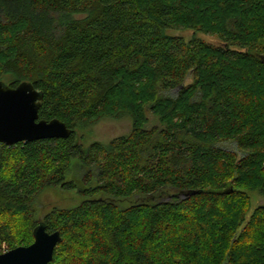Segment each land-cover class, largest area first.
Returning a JSON list of instances; mask_svg holds the SVG:
<instances>
[{
  "label": "trees",
  "instance_id": "1",
  "mask_svg": "<svg viewBox=\"0 0 264 264\" xmlns=\"http://www.w3.org/2000/svg\"><path fill=\"white\" fill-rule=\"evenodd\" d=\"M0 81L72 129L0 143V254L43 222L51 264H264V0H0ZM122 116L129 134L85 145ZM51 188L79 202L40 220Z\"/></svg>",
  "mask_w": 264,
  "mask_h": 264
},
{
  "label": "water",
  "instance_id": "2",
  "mask_svg": "<svg viewBox=\"0 0 264 264\" xmlns=\"http://www.w3.org/2000/svg\"><path fill=\"white\" fill-rule=\"evenodd\" d=\"M43 98L30 82L11 87L0 81V143L13 146L71 137L72 129L64 122L40 119ZM61 241L60 232H48L45 223L41 222L34 230V242L0 254V264H51Z\"/></svg>",
  "mask_w": 264,
  "mask_h": 264
},
{
  "label": "rangeland",
  "instance_id": "3",
  "mask_svg": "<svg viewBox=\"0 0 264 264\" xmlns=\"http://www.w3.org/2000/svg\"><path fill=\"white\" fill-rule=\"evenodd\" d=\"M168 33L171 36L182 37L185 40H190L194 36V32L191 30H175L169 31ZM196 36L212 44L218 43L217 38L213 35L198 33ZM8 78L9 77H4L3 80L5 82H9ZM173 93L176 95L177 89ZM131 130L132 121L128 116H122L121 118H106L89 128L84 133L79 131L78 139L82 137L83 133L86 140V146L95 141L110 143L116 138L129 134ZM78 142L80 141L78 140ZM221 146L229 151L236 152L237 150L233 143H223ZM249 195L253 208L264 204V197L260 193L250 192ZM78 202L79 200L76 199L73 192L62 191L57 188L47 189L39 196L36 204L38 218L40 220L43 219L55 207L67 208L76 205ZM5 249L6 247L1 249L0 252H3Z\"/></svg>",
  "mask_w": 264,
  "mask_h": 264
}]
</instances>
